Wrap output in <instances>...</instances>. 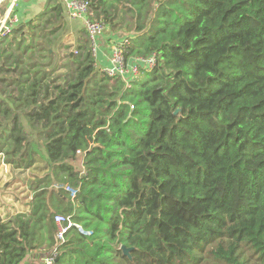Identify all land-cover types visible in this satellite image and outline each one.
<instances>
[{
  "label": "trees",
  "instance_id": "16d2710c",
  "mask_svg": "<svg viewBox=\"0 0 264 264\" xmlns=\"http://www.w3.org/2000/svg\"><path fill=\"white\" fill-rule=\"evenodd\" d=\"M84 1L157 65L107 76L87 29L57 59L61 4L0 38V156L45 173L0 264H264V0Z\"/></svg>",
  "mask_w": 264,
  "mask_h": 264
},
{
  "label": "built area",
  "instance_id": "2783aa9c",
  "mask_svg": "<svg viewBox=\"0 0 264 264\" xmlns=\"http://www.w3.org/2000/svg\"><path fill=\"white\" fill-rule=\"evenodd\" d=\"M65 6L69 16L76 20H83L84 25L89 33L91 49L96 61L99 62V40L106 31L103 23L92 21L90 4L84 0H60ZM21 0H11L3 18L0 20V38L9 37L18 28L19 18L17 11ZM130 43L128 37L117 40L113 43L110 55V66L101 69L111 78H121L128 86L130 83L139 78L144 73L152 72L157 65V57L153 55L149 58H138L128 61L125 58L126 49ZM75 197V192H72ZM58 226L57 239L60 244L65 242V236L71 228H76L82 235L88 236L82 226L70 221L69 218L58 215L55 219ZM46 264H52L53 260H45Z\"/></svg>",
  "mask_w": 264,
  "mask_h": 264
},
{
  "label": "rangeland",
  "instance_id": "374dc122",
  "mask_svg": "<svg viewBox=\"0 0 264 264\" xmlns=\"http://www.w3.org/2000/svg\"><path fill=\"white\" fill-rule=\"evenodd\" d=\"M56 6L57 1H52V7L54 8ZM50 13L53 12L51 11ZM46 15V13H42L37 18L40 22V26L38 25L33 32L28 30V34L32 32L33 37L38 38L41 37L40 33H45L46 30H44L43 26H41V22L43 23V21H40V18L43 17V20H46L48 17ZM56 22L57 23H55L54 27H58V29H61V31L55 35L53 50L49 51L51 52V55H55L57 59L59 58L63 61L65 60V57L67 53H69V51H72V53H74V49L71 48L67 51L62 47V45H70L74 47L76 45V41L75 37L68 34V32L65 30L66 28L64 22ZM27 42H31V40L29 39ZM61 62H59L58 64H61ZM23 124L25 125V133L27 135L32 133L25 120H23ZM44 175L45 173L40 172L36 169L25 171L13 170L11 166L4 164V158L0 156V207L2 206L1 208H5V218H7L9 215H15L19 212H28L30 210L29 204L31 203V200H33L34 196L30 185L32 182L43 178ZM56 189L58 188L56 187Z\"/></svg>",
  "mask_w": 264,
  "mask_h": 264
},
{
  "label": "crops",
  "instance_id": "0c3cea01",
  "mask_svg": "<svg viewBox=\"0 0 264 264\" xmlns=\"http://www.w3.org/2000/svg\"><path fill=\"white\" fill-rule=\"evenodd\" d=\"M11 0H6L3 6L0 8V20L3 18V11L8 7ZM52 1H57V4H61L63 7V13L65 16L63 22L65 24V30L68 34L75 37L76 43L79 40L80 31L86 29L83 20H76L69 16L65 6L60 0H21L17 15L19 18L18 28L25 27L26 24L36 21L42 13H50L53 10ZM126 36L119 35L111 32L110 29H106L104 35L99 40V62H97V68L99 70L110 66V55L112 51L113 43L117 40L123 39ZM2 207V206H1ZM0 207V217L5 219V208Z\"/></svg>",
  "mask_w": 264,
  "mask_h": 264
},
{
  "label": "water",
  "instance_id": "95a60500",
  "mask_svg": "<svg viewBox=\"0 0 264 264\" xmlns=\"http://www.w3.org/2000/svg\"><path fill=\"white\" fill-rule=\"evenodd\" d=\"M5 1L6 0H0V8L3 6V4L5 3ZM5 12H6V10L3 11V13H5ZM178 113H180V110H178L176 112V114H178ZM121 249L123 251L124 256L128 257L129 259L132 258L131 257V252H132L133 249H129V248H126V247H122Z\"/></svg>",
  "mask_w": 264,
  "mask_h": 264
}]
</instances>
